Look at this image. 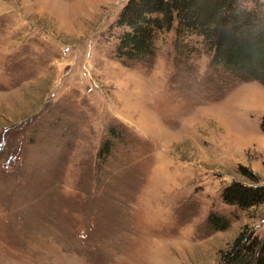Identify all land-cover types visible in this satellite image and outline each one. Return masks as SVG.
<instances>
[{"label":"rangeland","instance_id":"obj_1","mask_svg":"<svg viewBox=\"0 0 264 264\" xmlns=\"http://www.w3.org/2000/svg\"><path fill=\"white\" fill-rule=\"evenodd\" d=\"M127 1L0 0V264H224L264 238V203L222 199L264 185V86L176 23L118 58Z\"/></svg>","mask_w":264,"mask_h":264},{"label":"trees","instance_id":"obj_2","mask_svg":"<svg viewBox=\"0 0 264 264\" xmlns=\"http://www.w3.org/2000/svg\"><path fill=\"white\" fill-rule=\"evenodd\" d=\"M175 23L178 38H203L212 52L213 66L237 80L264 86V7L256 2L250 7L247 0H128L115 23L123 30L117 37V57L140 61L153 56L159 34L172 30ZM111 134L118 137L114 130ZM113 146V141L105 142L101 149L104 159ZM222 199L241 209L256 207L264 203V185L234 182L223 190ZM208 222L214 231L230 225L217 213H212ZM223 258L224 264H264V238L243 231Z\"/></svg>","mask_w":264,"mask_h":264}]
</instances>
